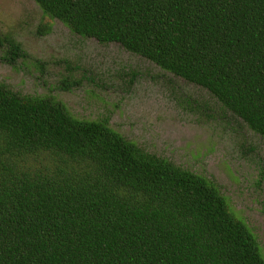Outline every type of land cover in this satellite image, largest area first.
I'll return each mask as SVG.
<instances>
[{"label":"trees","instance_id":"trees-1","mask_svg":"<svg viewBox=\"0 0 264 264\" xmlns=\"http://www.w3.org/2000/svg\"><path fill=\"white\" fill-rule=\"evenodd\" d=\"M206 90L264 141V0H32ZM51 27H47L46 32ZM12 55H22L11 43ZM12 60L8 62L13 65ZM0 264H264L202 177L0 84Z\"/></svg>","mask_w":264,"mask_h":264},{"label":"rangeland","instance_id":"rangeland-1","mask_svg":"<svg viewBox=\"0 0 264 264\" xmlns=\"http://www.w3.org/2000/svg\"><path fill=\"white\" fill-rule=\"evenodd\" d=\"M12 42L22 55L10 56ZM0 84L52 98L75 119L106 122L144 152L202 177L264 257V141L206 90L118 44L71 33L32 0H0Z\"/></svg>","mask_w":264,"mask_h":264}]
</instances>
